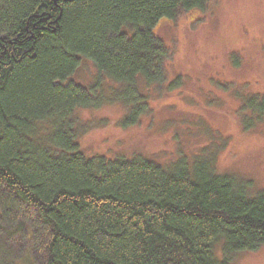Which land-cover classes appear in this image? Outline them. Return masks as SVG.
Wrapping results in <instances>:
<instances>
[{"label":"trees","instance_id":"16d2710c","mask_svg":"<svg viewBox=\"0 0 264 264\" xmlns=\"http://www.w3.org/2000/svg\"><path fill=\"white\" fill-rule=\"evenodd\" d=\"M211 2L0 0V264H231L264 246V188L206 156L86 157L74 130L105 101L102 80L132 109L125 127L148 113L140 84L180 85L154 32ZM81 59L94 89L71 80ZM239 99L242 130L264 122V92Z\"/></svg>","mask_w":264,"mask_h":264},{"label":"rangeland","instance_id":"374dc122","mask_svg":"<svg viewBox=\"0 0 264 264\" xmlns=\"http://www.w3.org/2000/svg\"><path fill=\"white\" fill-rule=\"evenodd\" d=\"M154 33L172 50L169 73L180 85L168 91L140 84L148 113L125 127L132 109L106 101L119 86L102 80L105 101L74 113L81 151L90 158L140 156L164 167L206 156L217 173L252 182L256 194L264 188V122L244 131L237 112L239 98L264 92V0H212L204 11L162 21ZM97 75L81 59L71 80L94 89ZM231 264H264V246Z\"/></svg>","mask_w":264,"mask_h":264}]
</instances>
